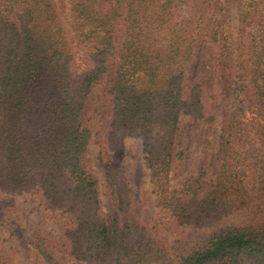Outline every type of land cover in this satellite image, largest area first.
Here are the masks:
<instances>
[{"label": "trees", "instance_id": "1", "mask_svg": "<svg viewBox=\"0 0 264 264\" xmlns=\"http://www.w3.org/2000/svg\"><path fill=\"white\" fill-rule=\"evenodd\" d=\"M231 2L68 0V31L53 0H0V230L13 209L6 196L31 191L49 210L65 214L70 253L88 264H264V221L215 228L171 255L158 250L128 219L115 213L107 221L98 181L81 162L89 136L81 114L91 91L104 86L111 106L107 142L122 134L153 135L146 163L164 218L192 227L216 223L246 206L247 181L264 197V0H238L246 38L238 53ZM201 42L210 45L208 63L231 104L218 174L198 198L194 181L174 187L169 174L183 158L180 114L205 117L200 83L184 84ZM238 71L247 86H235ZM118 171L104 163L114 187ZM36 250L54 264L43 246ZM0 264L9 263L0 255Z\"/></svg>", "mask_w": 264, "mask_h": 264}, {"label": "rangeland", "instance_id": "2", "mask_svg": "<svg viewBox=\"0 0 264 264\" xmlns=\"http://www.w3.org/2000/svg\"><path fill=\"white\" fill-rule=\"evenodd\" d=\"M60 21L70 31L68 0H53ZM180 14L183 15L185 9ZM238 0L230 3V34L234 53L241 52L246 38L237 17ZM209 43L201 42L189 61L184 84L200 83L202 89L203 119L180 114L178 134L183 158L172 166L171 186L177 187L186 179L194 181L196 197H202L213 186L220 168L219 142L226 126L231 98L219 88L216 68L208 63ZM235 86H247L242 72H235ZM186 90V88H185ZM246 87L240 98L249 102ZM247 98V99H246ZM110 98L104 86L91 91L90 99L81 114L82 124L89 126L88 143L81 162L91 177L98 181V195L107 221L115 213L128 219L154 247L168 255L183 248L187 241L194 242L215 228L257 226L264 221V197H259L247 181L249 197L246 206L218 222L203 227L182 226L164 218L155 207L151 171L146 163L147 152L154 138L151 134H122L116 143L106 140L110 118ZM104 163L123 174L116 187L105 179ZM3 194H1L2 196ZM6 196V195H5ZM12 204L9 225L0 230V255L9 264H48L36 250L41 245L54 264H88L75 259L70 253L65 214L47 208L38 192H17L7 195ZM132 226V227H133Z\"/></svg>", "mask_w": 264, "mask_h": 264}]
</instances>
